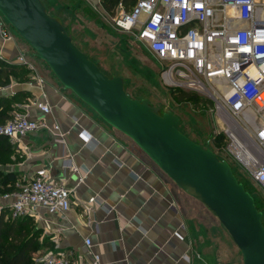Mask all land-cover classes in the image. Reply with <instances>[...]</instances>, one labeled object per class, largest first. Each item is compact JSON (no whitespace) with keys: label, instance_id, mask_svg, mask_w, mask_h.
I'll return each instance as SVG.
<instances>
[{"label":"crops","instance_id":"1","mask_svg":"<svg viewBox=\"0 0 264 264\" xmlns=\"http://www.w3.org/2000/svg\"><path fill=\"white\" fill-rule=\"evenodd\" d=\"M20 53L13 40L0 37L1 60L20 65ZM63 89L34 75L27 83L12 82L1 89L3 96L29 94V102H19L17 108L40 121L36 132L10 143L12 163L5 171L19 174L20 187L36 169L45 168L50 178L71 190V208L65 214L40 210L28 217L41 239L53 245L43 249L41 264L50 254L65 255L75 264L92 256L102 264H186L187 243L173 192ZM36 101L46 102L51 114L40 116L33 106ZM56 125L62 140L51 133ZM11 202L0 196L4 220ZM85 239L91 240V248L84 246Z\"/></svg>","mask_w":264,"mask_h":264},{"label":"built area","instance_id":"2","mask_svg":"<svg viewBox=\"0 0 264 264\" xmlns=\"http://www.w3.org/2000/svg\"><path fill=\"white\" fill-rule=\"evenodd\" d=\"M109 16L119 30L136 31L137 40L164 64L165 84L213 102L229 156L264 191V0H137L128 11L118 4ZM0 37L10 41L4 31ZM33 106L40 116L51 114L46 102ZM39 127L38 119L14 114L0 125V136L15 144ZM59 128L51 133L62 140ZM70 195L39 168L18 191L1 197L12 199L5 218L17 219L40 210L63 215L71 208ZM84 246L91 248V240ZM43 264L75 263L50 254ZM81 264L102 262L92 256Z\"/></svg>","mask_w":264,"mask_h":264},{"label":"rangeland","instance_id":"3","mask_svg":"<svg viewBox=\"0 0 264 264\" xmlns=\"http://www.w3.org/2000/svg\"><path fill=\"white\" fill-rule=\"evenodd\" d=\"M45 13L54 20L70 39L74 47L108 80L118 79L126 96L141 105L145 104L159 117L170 115L177 122L178 131L203 150L213 154L218 162L226 164L237 184L253 200L254 207L261 214L264 227V191L229 156L222 125L214 110L213 102L201 94L178 100L172 96L177 90L164 83L162 70L164 64L149 51L147 45L139 42L136 31L125 32L116 28L104 10L102 3L93 0H37ZM13 40L21 51L20 65L29 68V75L53 82L55 87L63 89L48 66L31 50L24 40L0 14V32ZM15 74L6 86L12 82L27 83L29 77ZM2 79L0 78V81ZM64 90V89H63ZM71 102L97 122L117 142L140 159L157 174L173 192L175 205L182 218V230L187 243L186 264H243L241 252L233 243L220 222L198 200L181 190L139 147L129 138L104 123L89 107L83 104L73 93L64 90ZM5 94V93H4ZM29 100H15L8 108V117L19 114L17 104ZM20 102V103H19ZM1 148V147H0ZM2 149H0V153ZM8 163L12 162L9 156ZM9 165V164H7ZM6 165V166H7ZM5 166L0 165V173L5 174ZM18 177L16 185L21 182ZM28 230V228L26 229ZM41 242V237L39 236ZM43 249L33 256L34 264H41Z\"/></svg>","mask_w":264,"mask_h":264},{"label":"water","instance_id":"4","mask_svg":"<svg viewBox=\"0 0 264 264\" xmlns=\"http://www.w3.org/2000/svg\"><path fill=\"white\" fill-rule=\"evenodd\" d=\"M0 14L65 90L129 138L181 190L212 212L241 252L243 264H264L261 214L226 164L182 135L173 117H159L126 96L120 80L104 77L48 17L39 1L0 0ZM174 175L192 184L202 199Z\"/></svg>","mask_w":264,"mask_h":264},{"label":"trees","instance_id":"5","mask_svg":"<svg viewBox=\"0 0 264 264\" xmlns=\"http://www.w3.org/2000/svg\"><path fill=\"white\" fill-rule=\"evenodd\" d=\"M137 0H101L104 10L112 15L118 4H121L126 11L136 5ZM22 77H29V70L21 65L6 62L0 59V81L1 86L10 83V78L15 74ZM29 80V79H28ZM28 82V81H26ZM193 93L177 89L172 92V96L178 100H183L192 96ZM27 100L30 95L25 92H17L13 96L0 98V125L10 120L8 108L15 100ZM0 165H7L9 156L12 155V146L8 139L0 136ZM12 163V162H11ZM19 174L16 172L0 173V196L18 191L16 185ZM28 228V230H26ZM40 230L35 228L34 223L28 217L4 220V214L0 215V264H34L32 256L40 249H52L53 245L45 238L39 241Z\"/></svg>","mask_w":264,"mask_h":264},{"label":"bare ground","instance_id":"6","mask_svg":"<svg viewBox=\"0 0 264 264\" xmlns=\"http://www.w3.org/2000/svg\"><path fill=\"white\" fill-rule=\"evenodd\" d=\"M174 178L177 182H179L182 186H184L189 192L195 194L199 199H202L201 193L196 190L192 184H189L188 181L184 178H180L177 175H174ZM212 213V212H211ZM215 217V216H214ZM218 220V219H217ZM221 224V223H220ZM222 225V224H221Z\"/></svg>","mask_w":264,"mask_h":264}]
</instances>
